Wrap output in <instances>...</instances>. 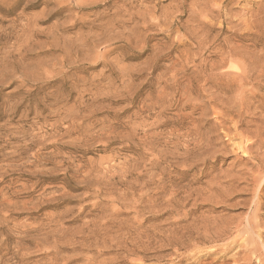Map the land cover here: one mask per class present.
I'll return each mask as SVG.
<instances>
[{"label":"rangeland","instance_id":"1","mask_svg":"<svg viewBox=\"0 0 264 264\" xmlns=\"http://www.w3.org/2000/svg\"><path fill=\"white\" fill-rule=\"evenodd\" d=\"M0 264H264V0H0Z\"/></svg>","mask_w":264,"mask_h":264}]
</instances>
